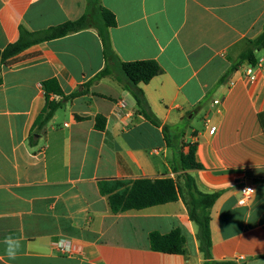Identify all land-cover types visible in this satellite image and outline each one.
<instances>
[{
  "label": "crops",
  "instance_id": "crops-1",
  "mask_svg": "<svg viewBox=\"0 0 264 264\" xmlns=\"http://www.w3.org/2000/svg\"><path fill=\"white\" fill-rule=\"evenodd\" d=\"M100 2L116 16L110 35L119 58L163 68L140 88L162 126L183 128V143L197 145L202 169L188 173L200 191L222 192L211 210L213 258L264 264V51L256 65L237 66L264 31V0ZM85 10L86 0H0V51L18 39L20 26L43 30ZM24 56L0 66V264H204L182 198L113 213L100 190V182L141 178L183 186L162 127L139 115L129 91L104 77L43 123L44 82L55 80L68 96L107 66L97 30L40 43ZM245 184L255 194L241 206ZM175 229L187 254L151 249V232ZM9 236L22 241L15 260L4 254ZM58 242H69L70 252L61 253Z\"/></svg>",
  "mask_w": 264,
  "mask_h": 264
},
{
  "label": "trees",
  "instance_id": "trees-1",
  "mask_svg": "<svg viewBox=\"0 0 264 264\" xmlns=\"http://www.w3.org/2000/svg\"><path fill=\"white\" fill-rule=\"evenodd\" d=\"M117 26L115 14L105 8L100 0H86L85 13L77 20L66 21L47 29L29 31L24 26L19 28L18 39L0 51V66L13 67L27 58L24 54L31 48L43 42L60 39L70 33L95 28L103 48V55L107 66L92 80L81 86L79 90L65 96L59 87H55V80L43 83L46 95V104L42 112L43 123L53 118L55 112L64 101L73 100L90 92V88L104 77L114 79L134 97L139 115L156 127H162L163 135L173 152V170L182 172L183 186L178 181L165 177L159 179L141 178L131 182L106 181L100 182V190L108 195L109 204L113 213L130 210H143L158 205H165L183 199L189 219L197 227L199 251L203 256L204 264H232L230 261H216L212 255L211 210L222 192L204 193L199 190L195 179L188 173L202 169L197 161V145L183 143L185 130L180 127L163 125L153 114L140 84H148L153 78L161 75L164 70L154 60L122 61L112 46L110 31ZM264 51V31L254 40L249 41L240 53L237 66L244 63L257 64V53ZM235 66V68L237 67ZM54 93L60 101H50L49 94ZM98 130L105 129V120L97 118ZM188 152H184V147ZM151 249L156 252L169 254H187L186 239L180 229L168 234L157 231L149 235Z\"/></svg>",
  "mask_w": 264,
  "mask_h": 264
},
{
  "label": "built area",
  "instance_id": "built-area-1",
  "mask_svg": "<svg viewBox=\"0 0 264 264\" xmlns=\"http://www.w3.org/2000/svg\"><path fill=\"white\" fill-rule=\"evenodd\" d=\"M246 73L250 76V79L252 81L256 80V76L254 74V69L252 66H249V68L246 70ZM246 188L254 189V186L245 184L241 188V197H240L239 202H238V204L241 206L247 205L252 200V198L254 196V194L245 193L244 190ZM57 246H58L59 250L61 251V253H63V254H68L71 250V246H70L69 242H58Z\"/></svg>",
  "mask_w": 264,
  "mask_h": 264
},
{
  "label": "clouds",
  "instance_id": "clouds-1",
  "mask_svg": "<svg viewBox=\"0 0 264 264\" xmlns=\"http://www.w3.org/2000/svg\"><path fill=\"white\" fill-rule=\"evenodd\" d=\"M244 192L255 194V190L252 188H246ZM3 245H4V254L10 260H15L17 258L18 253L20 252L22 248V241L17 238L9 236L4 239Z\"/></svg>",
  "mask_w": 264,
  "mask_h": 264
}]
</instances>
